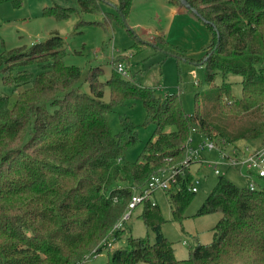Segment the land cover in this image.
I'll use <instances>...</instances> for the list:
<instances>
[{
  "label": "trees",
  "instance_id": "obj_1",
  "mask_svg": "<svg viewBox=\"0 0 264 264\" xmlns=\"http://www.w3.org/2000/svg\"><path fill=\"white\" fill-rule=\"evenodd\" d=\"M65 1L42 13L61 20L73 11L95 13L101 3H109ZM169 1L182 6L179 0ZM185 1L211 34L201 57L170 49L161 36L155 37L156 48L202 64L207 85L218 72L236 74L241 82L239 97L225 82L196 92L190 115L176 93L156 95L154 88L138 84L135 74L128 71L125 77L114 67L105 81L108 101L102 99L101 67H89L83 78L88 91H81L80 68L65 63L66 45L57 32L29 47L1 44L0 82L11 94L0 90V264H82L102 249L108 250L104 264H264V188L237 186L224 176L217 177L196 211L219 214L212 239L197 242L187 257H175L172 242L161 232L160 208L151 200L140 204L139 217L154 240L126 234L128 248L113 247L125 235V222L117 231L112 227L133 188L178 164L192 129L231 143L264 134V0ZM132 3L117 0L114 12L106 11L97 23H125ZM123 58L118 55L112 62ZM130 99L142 103L145 123L154 124L134 160L126 159L137 141L129 122L114 133L106 118ZM168 126L173 128L165 131ZM191 179L185 170L178 186L165 191L179 223L195 193L188 189Z\"/></svg>",
  "mask_w": 264,
  "mask_h": 264
},
{
  "label": "rangeland",
  "instance_id": "obj_2",
  "mask_svg": "<svg viewBox=\"0 0 264 264\" xmlns=\"http://www.w3.org/2000/svg\"><path fill=\"white\" fill-rule=\"evenodd\" d=\"M70 2L73 1L70 0ZM53 4L67 5V1L0 0V50L2 49L1 44H4V48L7 49L22 46L29 47L33 43L45 40L53 32H57L66 45L65 63L80 68L81 75L78 85L81 91H88V85L83 82V78L89 67H101L102 75L100 78L104 82L102 96L104 101L109 99V87L105 84V81L109 77L112 67H114L115 63L112 61L118 55L124 56L123 60L119 59L118 61L131 72L130 74L136 75L135 79L138 84L154 88L156 95H164L166 92L176 93L187 115L192 113L194 94L204 91L207 87L216 88L225 82L230 84L234 96L239 97L241 94L240 76L232 73L222 75L218 72L213 81L207 85L203 82L204 66L202 64L186 61L174 54L163 52L156 48L155 43L157 40L155 38L145 40V43L138 41L140 38H144L139 35L142 26L153 29L158 25L164 26L166 24L167 7L165 0H136L134 8L130 10L128 17H126L125 23L112 21L105 27L97 22H103L106 11L114 12V9L110 8L106 2L101 3L99 10L95 13L73 11L68 18L61 20L42 13L44 7ZM206 29L207 32L205 33L210 40L211 34L207 26ZM209 40H204L200 46L197 43L198 45L196 44L194 48L189 42L171 43L168 47L197 59L201 57L202 53L195 52H200L202 46L207 44ZM0 90L11 94L10 88L2 85L1 82ZM106 118L114 133L123 128L124 123L122 122H129L131 130L136 133L137 141L128 149L126 159L134 160L147 139L150 138L154 128V124L145 123V112L142 103L135 99L126 100L106 113ZM172 128L168 126L165 131ZM191 139V146L196 147L202 137L193 132ZM263 140L264 134L248 142L254 145ZM205 155L207 158L215 156L204 151ZM205 167L201 166L195 175L198 177L200 174L202 175L201 185L187 204L183 214L184 218L180 223L172 218L166 195L160 191L154 193L153 199L157 202L164 218L161 232L172 242L175 257L179 255L187 257L188 249L197 242L204 244L212 239V227L219 214H196L197 208L217 179V176ZM224 177L237 186H245L247 183V180L234 169L226 170ZM141 209V205L133 209L130 217L123 225V234L125 235L116 241L113 247L128 248L126 234L133 237L147 236L150 241L154 240L153 232L145 226L139 217ZM107 251L102 249L99 255L91 256L82 264H104Z\"/></svg>",
  "mask_w": 264,
  "mask_h": 264
},
{
  "label": "built area",
  "instance_id": "obj_3",
  "mask_svg": "<svg viewBox=\"0 0 264 264\" xmlns=\"http://www.w3.org/2000/svg\"><path fill=\"white\" fill-rule=\"evenodd\" d=\"M114 69L125 77L129 75L128 70L121 62H116ZM193 132L202 137L196 147L191 146V134L184 143L185 156L178 164L158 170L141 188H133L125 211L112 227L113 231L122 227L136 206L146 200L156 202L153 199L156 191L165 194V191L170 187L178 186V179L185 176V170H188L192 177L188 186L192 192H197L201 185L202 175L195 176L201 166H206L205 168L217 177L224 176L228 169H234L247 180L245 186L249 189L264 188V140L254 145L244 140L231 143L223 138L210 139L195 129H192ZM204 151L215 156L207 158L206 155L204 156ZM107 246L112 247L111 242H108Z\"/></svg>",
  "mask_w": 264,
  "mask_h": 264
},
{
  "label": "crops",
  "instance_id": "obj_4",
  "mask_svg": "<svg viewBox=\"0 0 264 264\" xmlns=\"http://www.w3.org/2000/svg\"><path fill=\"white\" fill-rule=\"evenodd\" d=\"M108 1L110 8L114 9L113 5L116 3L117 0ZM135 2L136 0H133L131 9L134 8ZM165 3L167 7L166 24L164 26L158 25L153 29L148 26H142L139 35L143 36L144 38L140 39L148 41L154 39L156 36H161L169 44L189 42L192 44L193 48L197 43H199L200 46L204 40H209L207 34L205 33L207 32L206 26L204 27L203 22L199 20L193 13L188 12L187 9H185L183 6L171 3L169 0H165ZM195 53L201 54L202 52L196 51ZM176 257L185 258V256L181 255Z\"/></svg>",
  "mask_w": 264,
  "mask_h": 264
},
{
  "label": "water",
  "instance_id": "obj_5",
  "mask_svg": "<svg viewBox=\"0 0 264 264\" xmlns=\"http://www.w3.org/2000/svg\"><path fill=\"white\" fill-rule=\"evenodd\" d=\"M179 1H180L181 5H182L185 9H187V10H189V11H191L192 13H194V14L197 15L196 10H195L193 7H191V6L189 5L188 2H186L185 0H179ZM201 19H202V18H201Z\"/></svg>",
  "mask_w": 264,
  "mask_h": 264
}]
</instances>
